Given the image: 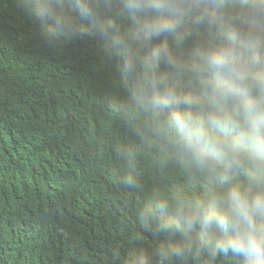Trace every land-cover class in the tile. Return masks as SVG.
<instances>
[{"label": "clouds", "instance_id": "obj_1", "mask_svg": "<svg viewBox=\"0 0 264 264\" xmlns=\"http://www.w3.org/2000/svg\"><path fill=\"white\" fill-rule=\"evenodd\" d=\"M55 47L91 31L119 58L113 180L142 193L122 264H264V0H16ZM178 179L147 186L143 161ZM138 225V227H137ZM127 227V225H126Z\"/></svg>", "mask_w": 264, "mask_h": 264}, {"label": "trees", "instance_id": "obj_2", "mask_svg": "<svg viewBox=\"0 0 264 264\" xmlns=\"http://www.w3.org/2000/svg\"><path fill=\"white\" fill-rule=\"evenodd\" d=\"M43 30L16 0H0V264H122L113 248L123 257L154 238L131 241L143 194L115 183L114 153L97 143L129 139L104 115L122 91L119 58L91 31L52 47ZM143 169L149 187L178 179L149 157Z\"/></svg>", "mask_w": 264, "mask_h": 264}]
</instances>
